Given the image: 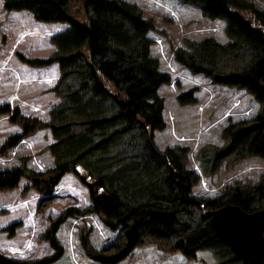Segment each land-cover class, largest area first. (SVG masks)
<instances>
[{
    "label": "trees",
    "instance_id": "16d2710c",
    "mask_svg": "<svg viewBox=\"0 0 264 264\" xmlns=\"http://www.w3.org/2000/svg\"><path fill=\"white\" fill-rule=\"evenodd\" d=\"M182 1L200 8L207 18L225 20L229 42L212 37L194 41L189 49L175 51L176 61L215 83L246 90L261 105L255 117L223 129L221 146L200 151L203 173L232 169L253 156L264 159V13L249 0ZM81 2L83 18L78 19L71 14L70 0H4L7 11L26 10L38 21L67 23L68 28L51 37V56L35 61L38 66L57 63L60 70L53 88L60 101L51 108L49 121L27 123L19 109L0 103V116L10 115L24 131L10 136L0 152L4 155L36 128H48L54 166L36 172L23 158L21 164L0 170V191L18 187L26 177L31 183L26 189L50 197L64 175L72 173L87 187L91 204L68 207L54 219L44 235L55 250L51 256L19 259L0 252V264H49L60 259V226L70 217L90 213L117 233L102 249L83 243L99 264H118L148 242L188 260L206 250L218 264H251L236 257L204 212L228 203L246 212L264 209V177L226 184L214 198L195 196L200 177L187 167L188 148L162 150L155 141V131L166 127L165 100L158 90L171 78L151 54L148 32L153 23L125 0ZM223 59L243 64L225 69ZM177 100L180 105L195 104V89L180 93ZM254 264H264V253Z\"/></svg>",
    "mask_w": 264,
    "mask_h": 264
},
{
    "label": "rangeland",
    "instance_id": "374dc122",
    "mask_svg": "<svg viewBox=\"0 0 264 264\" xmlns=\"http://www.w3.org/2000/svg\"><path fill=\"white\" fill-rule=\"evenodd\" d=\"M81 1L70 0L71 14L78 19L83 18ZM125 1L137 5L143 17L154 25L148 32L151 54L158 59L160 70L171 78L158 90L165 100L166 127L155 131V141L162 150L174 146L188 148L187 167L200 177L193 194L214 198L226 184L264 177V159L256 156L211 175L204 174L200 165V151L209 145L221 146L222 131L227 125L251 119L261 109L260 103L246 90L215 83L210 77L191 72L175 59L176 50L189 49L194 41L212 37L221 43L229 42L226 21L207 18L200 8L182 0ZM249 1L264 13V0ZM67 28V23L38 21L26 10L7 11L4 0H0V103H10L19 109L27 123L48 122L51 108L60 101L53 91L60 76L58 64L38 66L35 61L51 56L55 50L51 37ZM242 64L238 59L221 61L225 69ZM192 89H195L196 103L180 105L178 95ZM23 132L10 115H1L0 150L10 136ZM52 142L48 128H36L4 155L0 152V170L21 164L23 158L36 172L52 168L54 157L48 150ZM30 185L23 177L18 187L0 191V252L19 259L51 256L55 250L44 235L54 219L68 207L83 209L91 204L87 187L72 173L64 175L50 197L30 187L26 189ZM116 234L94 213L70 217L57 232L63 256L49 264H99L89 255L87 247H107ZM118 264H218V261L210 251H199L195 259L188 260L180 252L164 250L159 244L148 242Z\"/></svg>",
    "mask_w": 264,
    "mask_h": 264
},
{
    "label": "water",
    "instance_id": "95a60500",
    "mask_svg": "<svg viewBox=\"0 0 264 264\" xmlns=\"http://www.w3.org/2000/svg\"><path fill=\"white\" fill-rule=\"evenodd\" d=\"M221 238L237 258L256 263L264 253V209L246 212L228 203L217 209H206Z\"/></svg>",
    "mask_w": 264,
    "mask_h": 264
}]
</instances>
